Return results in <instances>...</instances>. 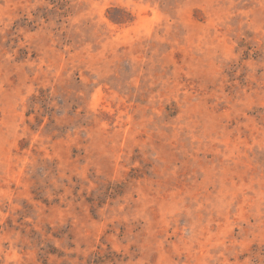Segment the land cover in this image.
<instances>
[{"label": "rangeland", "instance_id": "374dc122", "mask_svg": "<svg viewBox=\"0 0 264 264\" xmlns=\"http://www.w3.org/2000/svg\"><path fill=\"white\" fill-rule=\"evenodd\" d=\"M0 264H264V0H0Z\"/></svg>", "mask_w": 264, "mask_h": 264}]
</instances>
